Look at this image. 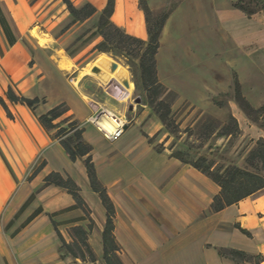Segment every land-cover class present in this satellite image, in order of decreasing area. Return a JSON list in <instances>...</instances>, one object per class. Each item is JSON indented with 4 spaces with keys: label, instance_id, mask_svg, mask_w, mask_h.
Instances as JSON below:
<instances>
[{
    "label": "crops",
    "instance_id": "0c3cea01",
    "mask_svg": "<svg viewBox=\"0 0 264 264\" xmlns=\"http://www.w3.org/2000/svg\"><path fill=\"white\" fill-rule=\"evenodd\" d=\"M89 1L100 11L108 0ZM147 1L154 11L176 4L161 39L185 4L196 5L198 11H215L221 24L232 31L236 44L247 48L252 56L251 87L264 99V12L249 16L234 6L237 0ZM235 17L244 23L248 21V26L238 28L231 21ZM112 19L128 33L148 38L139 0H116ZM108 66H102L100 73L114 77L117 70L109 74ZM70 68L71 62L62 59L55 73L60 76ZM237 74L242 79L241 72ZM59 81L49 84L57 89V96L51 100L45 94L46 103L36 113L22 104L8 102L15 116L11 119L0 108V264H105L102 233L106 209L90 186L84 160L72 161L54 137V131L45 129L38 119L62 102L69 106L67 115L80 121L86 142L93 146L98 176L115 204V236L121 247L118 254L125 264H264V189L219 212H211L221 187L199 169L172 156L169 142L173 136L147 102L129 113L115 100L96 101L98 105H93L81 87L66 79ZM125 92L130 95V91ZM104 106L129 120L117 140L107 139L90 121L96 109ZM232 112L242 130L253 138H264V129L249 122L237 103L232 105ZM157 145L163 147L162 151L157 150ZM37 158L46 165L35 178L27 180L29 168ZM52 171L72 176L81 187L95 222L88 240L97 255L95 262L60 256L61 242L47 213H57L55 220L67 242L73 241L70 228L87 227L90 218L80 208L69 209L75 199L66 189L54 185L43 188L45 177ZM38 190L35 200L22 210ZM40 207L43 212L26 224ZM221 248L238 249L262 258L239 262L222 255Z\"/></svg>",
    "mask_w": 264,
    "mask_h": 264
},
{
    "label": "rangeland",
    "instance_id": "374dc122",
    "mask_svg": "<svg viewBox=\"0 0 264 264\" xmlns=\"http://www.w3.org/2000/svg\"><path fill=\"white\" fill-rule=\"evenodd\" d=\"M55 1L0 0L17 37L16 44L11 46L0 25V95L5 96L7 87L11 85L16 92L26 96L46 98L45 94H49L53 100L57 96V89L49 84L66 79L72 85L81 87L85 98L93 105H98L96 101L115 100L129 113L128 104L134 103L135 97L141 96L142 103L146 102V92L142 87H136L127 60L95 48L102 40L95 34L99 13L84 22L72 23L67 6L62 0ZM73 1L77 6L86 2ZM170 6L166 5L155 12ZM214 13L212 9L198 11L196 5L185 4L172 18L167 33L161 39L157 56L158 74L161 82L178 93L173 112L181 129L177 135H171L173 138L169 146L174 144L176 149L186 151L190 160L206 155L216 165L233 162L246 166L249 150L258 139L242 130L240 123L241 130L235 136L216 135L224 124H229V116L233 114L232 105L236 102L227 93L233 92L234 73L241 72L242 79L238 80L243 84L245 96L254 106H262L264 99L262 96L260 99L251 87L249 72L253 67L248 49L236 44L232 31L225 24L222 25ZM231 21L241 29L249 24L236 17ZM102 54L111 60L107 69L109 74L113 73L111 65L114 61L119 66L113 76L120 68L127 70L129 77L126 79L133 86L130 95L123 96L125 88H128L123 84L125 79L106 78L100 73L102 69L98 58ZM62 59L70 61L71 68L64 69V74L59 76L55 68ZM94 65L100 67L99 73L92 71ZM215 96L225 104L217 105L213 100ZM104 108L107 109L106 106ZM249 122L255 124L250 119ZM41 163L37 158L30 166L27 180H31V174ZM38 192L32 194L34 198L29 204L35 200ZM255 256L256 261L260 255Z\"/></svg>",
    "mask_w": 264,
    "mask_h": 264
},
{
    "label": "trees",
    "instance_id": "16d2710c",
    "mask_svg": "<svg viewBox=\"0 0 264 264\" xmlns=\"http://www.w3.org/2000/svg\"><path fill=\"white\" fill-rule=\"evenodd\" d=\"M72 16V23L84 22L99 13L96 24V35L102 37L95 48L101 52H111L116 56L127 60L131 66L134 75L136 87H142L146 92V102L151 107V111L163 123L165 129L170 135H177L181 132L180 123L174 117L173 105L178 98V93L167 87L161 82L158 74V53L161 47V36L165 28L168 18L173 12L175 5L172 4L168 9L155 12L148 4L147 0H139L141 9L145 13L147 23L148 38L143 39L128 33L124 28L118 26L112 19L115 12L116 0H108L106 6L99 9L89 0L80 6L75 5L73 0H62ZM234 6L241 9L249 16L264 12V0H237ZM0 25L8 40L13 46L17 42V37L1 7L0 4ZM238 74L234 73L233 92L227 93L238 104L245 115L262 130L264 129V104L262 106H254L244 95L242 84L238 80ZM5 92V96L0 95V104L7 112V115L14 119L8 102L13 104H22L31 110H35L42 103H46V98L39 96L29 97L16 92L10 85ZM219 96V95H218ZM218 96L214 97L217 105H224ZM67 103L62 102L47 112L41 114L38 119L45 129L54 131V137L59 139V143L63 146L72 161L83 159L89 178L90 186L94 192L99 195L106 209V224L102 233L103 238V260L105 264H125L120 255V244L115 236V215L116 208L111 199L107 188L100 180L96 165L93 159V146L86 142L84 138V128L79 120L70 114ZM229 124H224L216 133L217 136H235L241 129L238 119L230 114ZM60 120V121H58ZM211 129V127H209ZM212 130V129H211ZM152 140V138H151ZM157 150L162 151L161 145L156 146ZM172 156L180 159L185 164H191L195 168L210 177L217 183L221 190L214 197L211 205V212H219L225 207L235 204L242 199L255 194L264 189V138L260 137L254 147L249 150L246 157V166L238 165L230 162L228 164L216 165L215 161L210 160L206 155H200L195 160L187 157L186 151L176 149L174 144ZM46 162H42L30 176L35 178L41 171ZM59 186L66 189L75 199V204L69 209L80 208L90 218L87 227L83 225H74L70 228V234L73 241L67 242L61 233L59 223L55 220L57 213H47L53 222L54 228L61 242V257L68 256L82 261L95 262L97 255L95 254L91 244L89 243V234L95 226L94 220L90 217L91 209L84 199L80 185L70 175H64L61 172L52 171L44 179V187ZM34 198L31 196L22 210H24L29 202ZM43 212V208H38L26 221V224L32 221L36 216ZM86 218V217H85ZM241 230L250 234L249 231L241 228ZM220 253L232 260L243 262H254L256 256L238 249H219ZM262 256H258L260 260Z\"/></svg>",
    "mask_w": 264,
    "mask_h": 264
},
{
    "label": "built area",
    "instance_id": "2783aa9c",
    "mask_svg": "<svg viewBox=\"0 0 264 264\" xmlns=\"http://www.w3.org/2000/svg\"><path fill=\"white\" fill-rule=\"evenodd\" d=\"M127 90L128 89L125 88L123 96H128L125 92ZM90 121L107 139L112 141L119 139L123 135L125 128L129 123V120L126 117H122L115 112H109L103 107L96 109V112L92 114Z\"/></svg>",
    "mask_w": 264,
    "mask_h": 264
},
{
    "label": "bare ground",
    "instance_id": "6f19581e",
    "mask_svg": "<svg viewBox=\"0 0 264 264\" xmlns=\"http://www.w3.org/2000/svg\"><path fill=\"white\" fill-rule=\"evenodd\" d=\"M37 36H39V35H37ZM110 63H111L110 58L108 56H106L105 54H103L100 57V59L98 60V64L101 67V69H102V66H106V65L108 66ZM94 66H96V65H94ZM128 75L129 74H128L127 70H125L124 68H120V69H118L117 75H115L114 77H116L117 79H126L127 77H129ZM104 77L108 78V76H106V75ZM132 87H133L132 84H130V86L128 87V90L130 92L133 89ZM107 110L109 112H112L109 109H107Z\"/></svg>",
    "mask_w": 264,
    "mask_h": 264
},
{
    "label": "water",
    "instance_id": "95a60500",
    "mask_svg": "<svg viewBox=\"0 0 264 264\" xmlns=\"http://www.w3.org/2000/svg\"><path fill=\"white\" fill-rule=\"evenodd\" d=\"M118 66H119V63L118 62H112V65H111V71H116L117 70V68H118ZM92 71H94V72H97V73H99L100 71H101V69H100V67H98V66H94V68H93V70ZM130 81L128 80V79H125V80H123V84L126 86V87H129L130 86ZM134 103H136V104H141L142 103V97L141 96H137V97H135V99H134ZM134 103H131L130 104V110H133V109H135V104Z\"/></svg>",
    "mask_w": 264,
    "mask_h": 264
}]
</instances>
